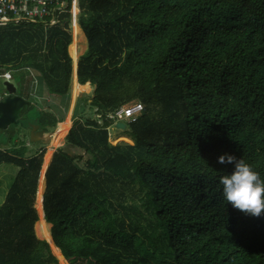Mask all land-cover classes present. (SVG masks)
<instances>
[{"label":"trees","instance_id":"1","mask_svg":"<svg viewBox=\"0 0 264 264\" xmlns=\"http://www.w3.org/2000/svg\"><path fill=\"white\" fill-rule=\"evenodd\" d=\"M78 7L88 49L75 84L94 87L90 105L101 119L76 117L54 154L45 220L41 170L53 151L26 157L24 145L0 146V165L19 167L0 206V264H60L36 222L46 238L52 224L67 264H264V213L226 201L219 179L234 165L218 163L234 155L264 180V0H78ZM70 10L55 23L49 16L0 26V74L22 70L14 78L29 100L44 91L68 96ZM135 100L144 105L128 121L135 142L111 143L108 115ZM32 121L48 132L64 120L46 112Z\"/></svg>","mask_w":264,"mask_h":264},{"label":"rangeland","instance_id":"2","mask_svg":"<svg viewBox=\"0 0 264 264\" xmlns=\"http://www.w3.org/2000/svg\"><path fill=\"white\" fill-rule=\"evenodd\" d=\"M71 20L68 26V31L72 34V42L69 44L68 47V52L71 58L73 59V64H74V77L72 84L69 89L68 96H66L64 99L59 98L54 95H50L47 91H44L42 93H33L34 100H31V106H28L22 115V120L29 119V121H32L33 119H38L45 115L46 112L50 114H54L58 120H64L63 122H59L56 127L51 126L49 128V131L47 132L48 137H50V142H38V143H31L30 141V127L26 128L25 126L20 124L19 127H17L16 133L13 132V126L9 131L1 130L0 129V146H5V145H19L22 146L24 145L27 148V155L26 157L33 156L36 153H39V151L46 149L48 154L49 150L53 151V155L51 157V160L46 161V158H44V170L42 173L41 170V180L40 184L42 185L44 183V190L40 195L42 198V205L38 209L37 207V197H38V192H37V197H36V208L38 209L40 217H42L44 220V212H43V195L46 190L47 186V179H46V172L49 168V165L52 162L53 156L56 153V151L62 147L66 143V136L73 124V120L76 117H83V116H89V117H94V118H99L96 113L97 109H93L91 107V101L93 99V94H94V87L92 85H80L75 84V78L76 77V66L78 64V61L80 60V57L87 51L88 49V39L85 35L84 30L79 24V15H80V9L78 5L73 4L71 6ZM75 23H77L80 26V34H79V39L80 41L78 42L79 45V55L75 57V55L72 52V43L75 41ZM12 74L14 76V73L21 74L22 70H15L12 69ZM31 72V71H30ZM35 74H37V71H34ZM33 73V72H31ZM34 74V73H33ZM2 75V74H0ZM38 81V79H37ZM78 81V80H77ZM6 80L0 78V100H3L7 94H8V89L6 86ZM37 83V82H36ZM140 103L139 100H135L129 104H126L125 107L127 106H135L136 104ZM140 109L136 110V113H139ZM113 124L110 125L109 131H110V140L111 143L117 144H128V143H134L135 139L133 135L130 132L129 125H128V120L122 119V120H112ZM123 122L125 123V127H122L120 125H117V123ZM50 123V122H49ZM102 124V122H100ZM53 140V144L52 143ZM10 146H5L10 147ZM76 153H83L80 149H75ZM45 156V157H46ZM43 166V165H42ZM19 173V167L15 165H9V164H2L0 165V206L5 202L7 195L12 188L13 184L16 181L17 175ZM40 179V177H39ZM38 186H39V181H38ZM40 219V218H39ZM50 223V222H49ZM51 228L52 224L50 223V236L49 238L44 237L40 233L39 229V223L36 222L35 224V230L36 234L39 238L42 239H48L51 243L52 249L55 253V255L58 257V260L60 264H67L68 262L66 261L65 257L60 253L58 248L55 246L52 235H51Z\"/></svg>","mask_w":264,"mask_h":264},{"label":"built area","instance_id":"3","mask_svg":"<svg viewBox=\"0 0 264 264\" xmlns=\"http://www.w3.org/2000/svg\"><path fill=\"white\" fill-rule=\"evenodd\" d=\"M78 4V0H0V26L9 25L11 22L30 21L36 22L52 16L51 23L57 21V15L66 11L69 5ZM1 79L14 83L18 88L12 71L0 75ZM126 106V105H125ZM117 109L108 115L109 119L128 121L136 120L144 111V105L127 106ZM140 109L136 113L135 111ZM101 119V115H98Z\"/></svg>","mask_w":264,"mask_h":264},{"label":"clouds","instance_id":"4","mask_svg":"<svg viewBox=\"0 0 264 264\" xmlns=\"http://www.w3.org/2000/svg\"><path fill=\"white\" fill-rule=\"evenodd\" d=\"M218 163L234 165L231 174L219 179L226 201L246 214L261 216L264 213V180L259 173L242 158L230 154L221 155Z\"/></svg>","mask_w":264,"mask_h":264},{"label":"water","instance_id":"5","mask_svg":"<svg viewBox=\"0 0 264 264\" xmlns=\"http://www.w3.org/2000/svg\"><path fill=\"white\" fill-rule=\"evenodd\" d=\"M78 65V64H77ZM77 74V66H76ZM8 89L7 96L0 100V129L9 131L13 126V132L16 133L17 126L22 123L23 126L30 127V141L31 143L38 142H50V137H48L47 132L34 121L25 122L22 120V115L24 110L31 106V100L27 99L25 96L20 95L19 88L12 82H6ZM20 86V85H19ZM117 125L125 127V123L119 122Z\"/></svg>","mask_w":264,"mask_h":264},{"label":"crops","instance_id":"6","mask_svg":"<svg viewBox=\"0 0 264 264\" xmlns=\"http://www.w3.org/2000/svg\"><path fill=\"white\" fill-rule=\"evenodd\" d=\"M76 5H78V4H76ZM76 77H77V74H76ZM78 80V79H77ZM77 83H78V81H77ZM5 146H10V145H5ZM5 146H3V147H5ZM11 146H14V145H11ZM19 146V145H18ZM20 147V146H19ZM6 148H8V147H6Z\"/></svg>","mask_w":264,"mask_h":264},{"label":"bare ground","instance_id":"7","mask_svg":"<svg viewBox=\"0 0 264 264\" xmlns=\"http://www.w3.org/2000/svg\"><path fill=\"white\" fill-rule=\"evenodd\" d=\"M52 144V143H51Z\"/></svg>","mask_w":264,"mask_h":264}]
</instances>
